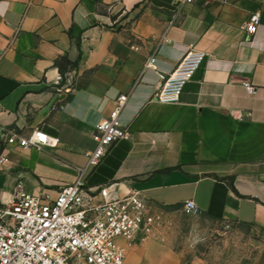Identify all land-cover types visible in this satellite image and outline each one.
Instances as JSON below:
<instances>
[{
  "label": "crops",
  "instance_id": "obj_1",
  "mask_svg": "<svg viewBox=\"0 0 264 264\" xmlns=\"http://www.w3.org/2000/svg\"><path fill=\"white\" fill-rule=\"evenodd\" d=\"M253 12L260 24L248 36ZM175 15L170 0H0L3 200L18 186L54 197L81 175L92 189H135L154 206L192 200L200 214L264 229V0H195ZM189 49L203 63L178 102H158L161 76ZM120 94L127 133L87 166L94 128ZM33 130L55 144L6 143ZM123 264L180 260L140 242ZM252 264H264V240Z\"/></svg>",
  "mask_w": 264,
  "mask_h": 264
},
{
  "label": "built area",
  "instance_id": "obj_2",
  "mask_svg": "<svg viewBox=\"0 0 264 264\" xmlns=\"http://www.w3.org/2000/svg\"><path fill=\"white\" fill-rule=\"evenodd\" d=\"M170 1L177 15L195 0ZM259 24V12L251 13L246 34L253 36ZM205 57L201 50H187L173 70L161 76L154 99L178 102ZM155 62L151 56L145 67L155 68ZM244 87L248 94L254 93L253 85L245 82ZM127 97L120 94L109 115L95 126L87 166L98 165L110 147L126 135L119 114ZM231 115L241 117L238 111ZM6 143L26 149L51 146L55 141L45 132L33 130L28 135L11 134ZM5 160L0 157V162ZM183 209L198 213L192 200H186ZM150 219L149 202L142 192L132 189L119 194L111 184L92 189L81 175L60 187L54 197L27 194L18 186L8 201L0 193V264H123L126 250L149 237Z\"/></svg>",
  "mask_w": 264,
  "mask_h": 264
},
{
  "label": "rangeland",
  "instance_id": "obj_3",
  "mask_svg": "<svg viewBox=\"0 0 264 264\" xmlns=\"http://www.w3.org/2000/svg\"><path fill=\"white\" fill-rule=\"evenodd\" d=\"M151 233L142 241L174 253L180 264H252L264 229L182 207L149 204Z\"/></svg>",
  "mask_w": 264,
  "mask_h": 264
}]
</instances>
